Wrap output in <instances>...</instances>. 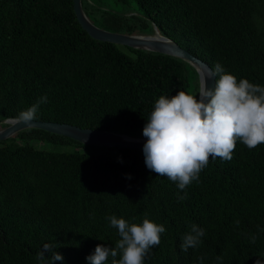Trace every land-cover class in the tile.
Here are the masks:
<instances>
[{
    "label": "trees",
    "instance_id": "16d2710c",
    "mask_svg": "<svg viewBox=\"0 0 264 264\" xmlns=\"http://www.w3.org/2000/svg\"><path fill=\"white\" fill-rule=\"evenodd\" d=\"M134 1L141 16L82 3L100 28L152 35L156 26L212 69L264 86V0ZM199 88L183 60L91 38L73 0H0V122L46 95L35 121L143 137L159 96ZM111 215L164 225L145 264H264V144L249 150L237 142L231 160L210 158L180 190L146 167L143 152L39 129L0 142V264H39L45 243L63 256L55 264H88L98 244L119 239ZM192 223L205 235L182 252Z\"/></svg>",
    "mask_w": 264,
    "mask_h": 264
},
{
    "label": "clouds",
    "instance_id": "9594fccd",
    "mask_svg": "<svg viewBox=\"0 0 264 264\" xmlns=\"http://www.w3.org/2000/svg\"><path fill=\"white\" fill-rule=\"evenodd\" d=\"M213 78L214 85L207 87L206 79ZM43 103H47L46 95L22 111L19 120L27 123L36 119ZM142 135L146 138L142 147L146 167L184 190L198 181L210 158L231 160L237 142L249 150L264 144V86L238 79L217 64L209 69L197 94L179 90L174 96H159ZM127 178L131 179L130 174ZM177 196L179 201L186 199V195ZM106 220L118 230L119 239L114 247L98 244L94 253L86 257L88 264H108L109 258L111 264H145V257L161 243V234L166 231L163 224L146 216L142 223H130L115 215ZM204 235L205 230L192 223L181 239V251L198 248ZM255 241L252 236L251 242ZM198 259L202 261L203 257ZM36 260L39 264H55L63 256L54 245L45 243Z\"/></svg>",
    "mask_w": 264,
    "mask_h": 264
},
{
    "label": "water",
    "instance_id": "95a60500",
    "mask_svg": "<svg viewBox=\"0 0 264 264\" xmlns=\"http://www.w3.org/2000/svg\"><path fill=\"white\" fill-rule=\"evenodd\" d=\"M73 7L78 22L91 38L100 42L112 43L118 46L154 52L178 58L189 63L198 73L200 86L212 67L202 59L194 56L188 50L182 48L173 40L160 34L157 27H154V34L130 35L111 32L95 25L86 14L82 0H73ZM214 79H206L207 87L214 85ZM199 99V98H198ZM6 124L7 127L0 129V142L6 141L18 133L28 129H39L51 134L64 136L80 142L87 146L121 148L143 152L142 147L146 138L129 136L126 134L108 132L103 130H93L78 126L58 123L31 121L22 122L19 119H5L0 125Z\"/></svg>",
    "mask_w": 264,
    "mask_h": 264
},
{
    "label": "rangeland",
    "instance_id": "374dc122",
    "mask_svg": "<svg viewBox=\"0 0 264 264\" xmlns=\"http://www.w3.org/2000/svg\"><path fill=\"white\" fill-rule=\"evenodd\" d=\"M96 7L105 9L107 11L125 14L127 16H141L138 6L134 0H126L124 2H117L116 0H88ZM144 138V137H140Z\"/></svg>",
    "mask_w": 264,
    "mask_h": 264
}]
</instances>
